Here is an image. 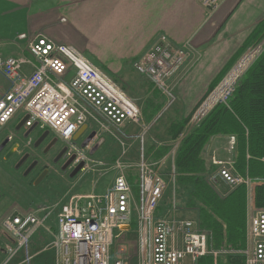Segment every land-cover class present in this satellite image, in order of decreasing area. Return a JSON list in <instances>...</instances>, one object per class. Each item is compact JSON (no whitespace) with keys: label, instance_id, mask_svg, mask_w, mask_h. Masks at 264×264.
<instances>
[{"label":"built area","instance_id":"2783aa9c","mask_svg":"<svg viewBox=\"0 0 264 264\" xmlns=\"http://www.w3.org/2000/svg\"><path fill=\"white\" fill-rule=\"evenodd\" d=\"M221 1L199 0V3L211 12ZM23 38L21 35L20 39ZM27 51L36 63L28 76L21 69L23 65H32L29 59L0 58V73L9 83V90L0 97V134L13 118L22 114L21 120L26 118L25 129L35 126L52 132L66 144L67 156L75 155L74 165L84 163L83 170L86 158L78 150L92 151L98 136L118 140L122 149L113 164L115 177L103 193L71 197L56 206L55 237L42 250H53L56 264H108L111 246L116 250L114 264H131L134 259L137 264H185V261L198 264L206 256L216 264L217 257L228 254L242 255L244 264H264V210L247 216L246 246L239 252L213 250L209 244L210 233L200 229L197 220L176 218L174 195L166 215H158L168 183L174 185L175 177L173 162L168 182L161 169L171 153H175L176 146L166 156L151 162L145 155V137L175 101L171 82L189 59L186 48L173 46L165 36H159L131 63L133 72L163 98L162 108L149 123L143 122L141 110L108 77L73 48L34 38L28 41ZM234 86L233 82L215 104L225 103ZM83 126L86 129L73 141ZM130 127L137 131H130ZM92 132L95 135L88 139ZM84 134L86 138L79 147L76 142ZM125 143L138 144V159L134 164L126 159L128 145L125 149ZM234 145L235 139L230 137V151ZM261 162L264 167V156ZM211 164L216 170L207 178L210 183L220 180L232 189L245 186L251 195L255 186H264V173L253 179L240 176L233 173L232 163L219 161L214 156ZM129 182H135L138 190L135 222ZM53 208L39 207L5 219L2 237L7 258L2 264H10L20 252V264H31L35 255L29 253L30 242L50 219ZM132 224L137 240L128 242L126 234L132 231Z\"/></svg>","mask_w":264,"mask_h":264},{"label":"crops","instance_id":"0c3cea01","mask_svg":"<svg viewBox=\"0 0 264 264\" xmlns=\"http://www.w3.org/2000/svg\"><path fill=\"white\" fill-rule=\"evenodd\" d=\"M21 35L25 38L20 39ZM159 36H165L173 46L186 48L189 54L183 75L179 73L171 83L174 103L197 107L202 91L222 83L226 77L221 79L252 48L264 46V0H222L211 12L199 0H0V58L29 59L32 65L21 69L28 76L36 64L27 51L29 40L44 38L69 46L108 77L141 110L142 120L147 123L155 118L158 112L152 114L153 109L162 104L163 98L148 82L135 76L131 63ZM210 73L217 77L201 79ZM8 90L9 83L0 73V97ZM197 90L200 93L193 95ZM21 116L18 114L10 124L16 127ZM184 118L169 122L168 115L150 129L149 156L163 147L168 153L174 146L177 149L178 138L172 139L169 131L173 123ZM129 130L135 133L137 128ZM230 137L234 136H213L204 147L202 158L209 170L213 169L208 176L216 170L211 157L219 160L220 152L228 149ZM229 154L234 164L236 152ZM217 182L221 181L214 184ZM129 183L133 190L135 182Z\"/></svg>","mask_w":264,"mask_h":264},{"label":"trees","instance_id":"16d2710c","mask_svg":"<svg viewBox=\"0 0 264 264\" xmlns=\"http://www.w3.org/2000/svg\"><path fill=\"white\" fill-rule=\"evenodd\" d=\"M162 105L163 102L155 107L152 114L159 112ZM188 122L187 117L171 125L172 139L184 134ZM217 135L235 137L233 168L237 174L251 179L263 175L264 46L237 80L228 100L215 104L183 135L173 161L172 195H186V201L179 206L196 212L199 228L210 233L209 244L213 250L239 252L246 246V189L242 186L223 193L217 190L207 179L213 169L209 170L202 158L207 142ZM166 152L167 147H163L155 153V158L163 157ZM252 201L255 208L264 210V186H255ZM198 264H213V259L206 256ZM216 264H244V257L240 254L219 256Z\"/></svg>","mask_w":264,"mask_h":264},{"label":"rangeland","instance_id":"374dc122","mask_svg":"<svg viewBox=\"0 0 264 264\" xmlns=\"http://www.w3.org/2000/svg\"><path fill=\"white\" fill-rule=\"evenodd\" d=\"M258 45L255 46L254 48H252V50H250L249 52H251L255 48H257ZM261 47L262 46H260V50H261ZM260 50H259V52H260ZM258 53L255 55V57L258 55ZM253 59H252V61H253ZM187 63H188V61H187ZM185 66H186V64L182 68V71L180 72L181 73L180 76L183 75L184 69L186 70ZM246 68L244 67L240 72H238V74H240L241 72L242 73L237 77V79L235 80L234 83L237 82V80L240 78V76L243 74V72L246 70ZM233 73L231 75H233ZM135 76L139 77L137 74H135ZM227 76H224L221 79V81ZM216 77H217L216 73H210L208 75L202 76L201 79L205 80V79L210 78V80H213ZM176 79H174V80L176 81ZM145 82L147 83V81H145ZM200 82H201V80H200ZM222 82H224V80ZM220 84L219 83L214 84V86L209 91L204 90L201 92L200 97L198 98V102H197V104L199 106H197V107H195V106L185 107L184 106L183 107L181 105H178V103H173L170 106V108L163 113V115L160 119L163 120L166 116L169 115V122H170V120L172 118L178 119V118H182V117L183 118L188 117L189 122H188V124L184 130V134L188 133L200 121L201 118H198V116H197L198 112L204 106V104L209 99V97L212 96L216 87ZM199 85H201V84L199 83ZM200 91L201 90H197V91H193L192 93H193V95H196V94H199ZM160 119L156 122L155 126L158 125V123L161 121ZM145 123H147V122H145ZM166 124L168 125V122ZM14 127H15V124L10 125L11 129H14ZM165 127H166V125H165ZM8 128H7V130H8ZM87 132H90V129ZM51 134L54 136L53 133H51ZM86 134H84L76 142V144L79 147L81 146L82 142L86 138L85 137ZM184 134H182L181 137H178L176 142H180V140L182 139ZM147 136L145 137L144 150H145V155L147 157H150L148 155V152H147L148 151V149H147V144H148ZM58 141H59V143L62 144L61 140L58 139ZM102 144H103V146L96 153L90 154L94 149L98 148ZM127 145H128V154L126 155V157H127L126 159H128L127 161L134 164L135 162H137V158H138V154L135 153V147L137 148L138 145L134 144V143H125V149H126ZM235 147H236V141H235L234 148L231 151L229 150V146H228V149L225 152H223V151L220 152L221 154L219 155V157L217 156L219 158V160H221L223 162H227L229 164L232 163V167H233V161H232L231 155L229 153L232 154L235 151ZM92 151H89V152L84 151V153H82L80 150H78L81 157L86 158V163H85L86 168L83 171H81L73 180H71L70 182H67L63 188H61L57 185V184H60V182H55V179L53 177H50V178L44 180V182L40 184V187H38L36 189V191L34 192L35 196L33 197V199L35 201H33L29 207L28 206H21L23 214H26V213L30 212L31 210H34L35 208H39V207H41V208L42 207H48V208L54 207L53 211H52L53 213H52L50 219L48 220L49 222L47 221L45 223V225L41 229H39L32 237V240H31L30 245H29V253L32 255L34 254L35 256L31 260V264H56L55 252L53 250H46V251H42V250L48 243H50L52 240H54L55 232H56L55 219H56V215L58 213V207H56L57 205L59 206V205L66 203L71 197H75V196H79V195L99 194L111 185L113 178L115 177V174H116L114 169H113V164H114V161L120 157L121 152H122V149L118 143V140H116L112 137L100 135V136H98V139H97L96 144L94 145ZM156 152L157 151H155V153ZM155 153L152 154V158H150L151 162H154V161L160 159V158L159 159L155 158ZM167 153H165L164 156H166ZM174 158H175V153L174 154L171 153V156L166 160L164 168L161 169V171L164 175V180L166 182H168L170 179L169 175H170L171 167H172L171 163L174 161ZM0 163H2V162H0ZM8 168H9V166H8ZM246 177H248V176H246ZM0 180H1V178H0ZM212 184H214V183H212ZM50 186L54 187V190L46 191V189L49 188ZM213 186H215V188L222 193L226 192L227 190L228 191L232 190L231 187L229 188L226 184H224L222 182H217ZM239 187H242V186H239ZM243 187H245V186H243ZM236 188H238V187H236ZM245 189H246V198H247L246 199V223H247V216H249L254 211L260 210V209H257L254 207L251 192L246 187H245ZM172 192H173V186H172L171 182H169L168 188L165 191V193H164V195L160 201L159 208H158V215H164V214L166 215V210L168 209V207H171L170 202H171V199L173 198ZM132 197H133V201H134L132 203V206H131L132 220L135 222V217H134L135 216V206H134V203L138 202V190H137L136 186L132 190ZM174 198H175V200H174L175 201L174 214H175L176 218L188 219V220L195 221L196 220V212H194L188 208H186L187 209L186 210L184 207L182 208L179 206L181 204V202L186 201L185 193L184 194L182 193L181 195H179V197L174 195ZM50 229H52L53 231ZM2 230L3 229L1 227V229H0V248H2V251H0V264L4 263L6 261V258H7L6 254L3 252L5 239L1 235ZM134 230H135V225L132 224V231L126 234V240L128 242H135L137 240V236H136ZM132 247H133V245H132ZM221 256L223 257L225 255H221ZM116 258H117V256H116L115 246H111L110 250H109L108 264H114ZM21 260H22V253L20 252L15 256V258H13L11 260L10 264H20ZM131 264H137L136 260L135 259L132 260ZM185 264H190V263L185 261Z\"/></svg>","mask_w":264,"mask_h":264},{"label":"flooded vegetation","instance_id":"af4514ba","mask_svg":"<svg viewBox=\"0 0 264 264\" xmlns=\"http://www.w3.org/2000/svg\"><path fill=\"white\" fill-rule=\"evenodd\" d=\"M10 125L0 134V229L6 218L23 214L21 206L29 207L35 201L34 192L44 180L53 177L63 188L83 170L70 176L76 167L75 155L67 156L66 144L59 143L49 130L25 129L23 125L16 130ZM43 172L45 176L35 185ZM52 190V186L46 189Z\"/></svg>","mask_w":264,"mask_h":264},{"label":"bare ground","instance_id":"6f19581e","mask_svg":"<svg viewBox=\"0 0 264 264\" xmlns=\"http://www.w3.org/2000/svg\"><path fill=\"white\" fill-rule=\"evenodd\" d=\"M262 46V45H261ZM260 50V46L255 48L253 51L249 52L239 63H238V67L236 66L232 72L224 79V82H222V84L219 86V88L212 94V96L209 97V99L206 101V103L204 104V106L200 109V111L198 112L197 116L198 118L202 117L205 112H207L209 109L212 108V106L216 103V101L221 97V95L223 94V92L233 83L235 82V80L237 79V77L242 73L238 74V72H240L245 65L250 61H252V59L255 57V55L259 52ZM252 58V59H251ZM249 62V63H250ZM248 63V64H249ZM247 64V66H248ZM246 66V67H247ZM236 69V70H235ZM235 70V72H234ZM234 72V73H233ZM233 73V75H231Z\"/></svg>","mask_w":264,"mask_h":264},{"label":"water","instance_id":"95a60500","mask_svg":"<svg viewBox=\"0 0 264 264\" xmlns=\"http://www.w3.org/2000/svg\"><path fill=\"white\" fill-rule=\"evenodd\" d=\"M222 84V83H221ZM220 84V85H221ZM219 85V86H220ZM219 86L214 90V92L219 88ZM213 92V93H214ZM214 106V105H213ZM213 106H212V108H213ZM211 108V109H212ZM211 109H209L204 115H206ZM203 115V116H204ZM202 116V117H203ZM202 117H200V118H202ZM25 120H26V118H24L23 120H21L20 122H19V124L16 126V130H18L23 124H24V122H25ZM35 126H33L32 128H34ZM86 129V126H83L82 128H81V130L78 132V134H76L75 136H74V138H73V141H76L77 140V138L79 137V135L84 131ZM95 135V133L94 132H92L89 136H88V139H91L93 136ZM40 141V140H39ZM39 143V142H38ZM82 146H84V144L82 145ZM73 159H71L70 160V162L72 161ZM22 162H19L18 164H17V166H16V168H18L19 167V165L21 164ZM83 167H84V163L83 162H81V163H79L75 168H74V170H73V172L71 173V177L72 176H74L77 172H79L81 169H83ZM45 174H46V172H43L40 176H38V178L34 181L35 183V185L36 184H38L42 179H43V177L45 176Z\"/></svg>","mask_w":264,"mask_h":264}]
</instances>
